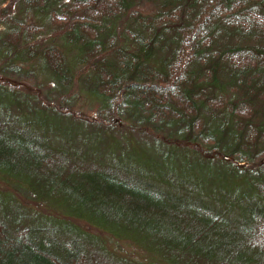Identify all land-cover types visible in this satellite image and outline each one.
Returning a JSON list of instances; mask_svg holds the SVG:
<instances>
[{"label": "trees", "instance_id": "16d2710c", "mask_svg": "<svg viewBox=\"0 0 264 264\" xmlns=\"http://www.w3.org/2000/svg\"><path fill=\"white\" fill-rule=\"evenodd\" d=\"M152 1L144 14L134 0H0V71L61 86L81 67L104 121L81 118L103 124L87 127L0 81V173L61 213L0 202V264H144L74 219L145 249V264H264V173L202 182L137 160L141 150L189 154L195 142L234 155L249 139L264 163V113L253 125L244 101L222 102L226 92L264 99V0ZM36 33L44 39L29 42ZM113 115L125 123L113 126ZM114 127L153 143L122 145Z\"/></svg>", "mask_w": 264, "mask_h": 264}, {"label": "rangeland", "instance_id": "374dc122", "mask_svg": "<svg viewBox=\"0 0 264 264\" xmlns=\"http://www.w3.org/2000/svg\"><path fill=\"white\" fill-rule=\"evenodd\" d=\"M136 5V9L140 10L144 14L153 13L157 5L152 0H134ZM1 4V3H0ZM1 4L2 6L5 5ZM14 7H12L13 10ZM22 14V12H20ZM21 17L22 21L29 24L26 21V18ZM4 30L0 29V33H3ZM35 38L31 39L29 42L41 41L44 39V36H40L39 33L34 35ZM47 38V36H46ZM27 44V43H26ZM26 44L21 43L22 47L26 46ZM25 50V48H23ZM1 64V61H0ZM41 76V75H38ZM29 80L26 82H20V79L17 78L14 74L2 73L0 71V81L8 80L15 86L20 87L23 91L29 92V90H36L42 100H45L49 105H54L60 109L70 110L72 111V116H68L67 118L75 121H81L83 119H93L94 121H102L101 113L99 112V102L96 98L92 97L88 94V88L90 86L89 80L87 79V74L85 70H82L81 67H77L74 71V75L72 77L71 83L67 84L66 82H62V85L59 86L51 82V80H46L44 78L34 79L31 76H28ZM231 99V100H230ZM236 102V101H244V103L248 106V109L251 111V116L249 120L251 123L257 124L260 115L264 113V99L255 97H246L241 93L232 94L231 92H226L222 94V102L228 101ZM35 103L38 105L43 104L41 100H35ZM77 114L78 116H76ZM79 117V118H77ZM114 118H118L120 123L111 121L113 126H122L125 122L117 115L111 116V120ZM236 119V118H235ZM239 123V121L236 119ZM87 122V121H86ZM85 123V122H84ZM243 123V122H240ZM85 125L96 127L103 126V124H93L90 125L85 123ZM94 126V127H95ZM113 129L115 132V136L121 140L122 145H125L128 140L131 143H136L139 145H146L149 143H153L150 138V134L146 131H132L131 134L121 127L120 129ZM148 130H150L148 128ZM130 137V139H129ZM191 143V142H190ZM196 145L189 144L187 146V151L189 154H177L174 156H169L167 158H157L149 156L145 150H141L139 155L137 156L138 164L145 168L151 169L153 173H187L190 175L191 179L197 180L199 179L202 182H205L207 173H218L215 175L216 180L223 181L224 178H229V173H264V163L261 164V156L259 155L263 146L261 142H254L252 140H243L240 142L241 147L240 150L235 152L234 155L226 154L228 153L231 147L226 149L225 154L222 152H218L220 155L216 154H205V152H212L211 146L207 143L195 142ZM181 150L182 147H177ZM168 149L167 144H163L162 147H158V151L163 153ZM232 169V170H231ZM233 171V172H232ZM237 183H241V179H236ZM27 190L24 185H21L18 181L14 179H9L0 173V202L3 204H7L8 200L13 204H16L27 211H36L37 215L47 213L52 216H61V213H58L53 209H45L43 205H36L34 202L35 199L28 193L24 191ZM264 192V187H262ZM36 209V210H35ZM74 219V218H73ZM74 223H76L83 230L96 235L102 239L107 249L116 256L133 260L141 263H146L148 260L152 258V255L149 254L145 249L135 245L133 242L125 239L115 238L111 236L106 231L99 229L98 227H94L84 220L74 219Z\"/></svg>", "mask_w": 264, "mask_h": 264}, {"label": "water", "instance_id": "95a60500", "mask_svg": "<svg viewBox=\"0 0 264 264\" xmlns=\"http://www.w3.org/2000/svg\"><path fill=\"white\" fill-rule=\"evenodd\" d=\"M113 122H117V123H120V120L118 118H114L112 119Z\"/></svg>", "mask_w": 264, "mask_h": 264}]
</instances>
